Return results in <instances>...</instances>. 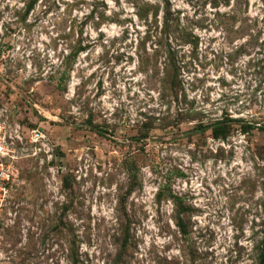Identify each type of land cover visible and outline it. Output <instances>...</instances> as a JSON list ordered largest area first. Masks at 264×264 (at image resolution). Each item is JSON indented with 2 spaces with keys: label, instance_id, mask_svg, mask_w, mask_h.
Wrapping results in <instances>:
<instances>
[{
  "label": "rangeland",
  "instance_id": "1",
  "mask_svg": "<svg viewBox=\"0 0 264 264\" xmlns=\"http://www.w3.org/2000/svg\"><path fill=\"white\" fill-rule=\"evenodd\" d=\"M0 121V264H259L264 0H0Z\"/></svg>",
  "mask_w": 264,
  "mask_h": 264
},
{
  "label": "built area",
  "instance_id": "2",
  "mask_svg": "<svg viewBox=\"0 0 264 264\" xmlns=\"http://www.w3.org/2000/svg\"><path fill=\"white\" fill-rule=\"evenodd\" d=\"M12 144L8 140L5 124L0 121V226L11 199L22 183L19 165L22 157Z\"/></svg>",
  "mask_w": 264,
  "mask_h": 264
},
{
  "label": "trees",
  "instance_id": "3",
  "mask_svg": "<svg viewBox=\"0 0 264 264\" xmlns=\"http://www.w3.org/2000/svg\"><path fill=\"white\" fill-rule=\"evenodd\" d=\"M211 129H212V136L214 138H221L222 135L224 134L223 133V123L222 122H217L215 124H213L211 126ZM21 178H22V175H21ZM258 263L259 264H264V232H263V237H262V240H261V248H260V254H259V260H258Z\"/></svg>",
  "mask_w": 264,
  "mask_h": 264
}]
</instances>
